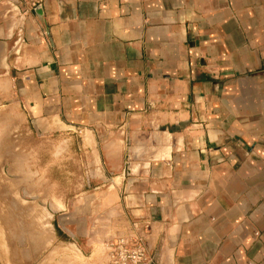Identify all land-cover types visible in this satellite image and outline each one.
<instances>
[{
    "label": "crops",
    "instance_id": "obj_1",
    "mask_svg": "<svg viewBox=\"0 0 264 264\" xmlns=\"http://www.w3.org/2000/svg\"><path fill=\"white\" fill-rule=\"evenodd\" d=\"M100 192L152 264H264V0L0 2V202L73 238Z\"/></svg>",
    "mask_w": 264,
    "mask_h": 264
},
{
    "label": "rangeland",
    "instance_id": "obj_2",
    "mask_svg": "<svg viewBox=\"0 0 264 264\" xmlns=\"http://www.w3.org/2000/svg\"><path fill=\"white\" fill-rule=\"evenodd\" d=\"M6 122H3L2 126L6 125ZM2 140L5 142L4 147L10 145L6 136ZM49 150L50 148L44 149L46 153ZM61 163L64 168L76 166L75 161L63 160ZM78 163V171L81 173L82 163ZM95 180L97 183L99 178ZM63 182L66 189L68 182ZM3 198L8 200L6 193ZM112 198L107 194L98 193L93 211L91 207H86V196L81 197L80 194L78 234L72 232L73 238L69 235L70 231L64 227L63 231L58 225H55V229L50 226L47 228V219L44 217L48 211L39 209L38 205L29 206L28 203H22L15 206L11 198L9 202H0V264H116L115 256L117 257V245L120 240L124 239L129 248H132L134 243L131 240L133 220L126 218L124 214L111 215L109 210L103 207V204ZM81 201L84 203L81 204ZM70 212L68 209L64 216H69ZM40 228L47 232L55 231L57 239L46 247L42 246L38 239ZM78 250H82L83 255L78 254Z\"/></svg>",
    "mask_w": 264,
    "mask_h": 264
},
{
    "label": "built area",
    "instance_id": "obj_3",
    "mask_svg": "<svg viewBox=\"0 0 264 264\" xmlns=\"http://www.w3.org/2000/svg\"><path fill=\"white\" fill-rule=\"evenodd\" d=\"M5 6V14L14 18V22L20 24L29 18L34 11L43 8L46 0H1ZM133 233L131 240L134 241L132 248L127 246V242L122 239L117 245L115 256L116 264H152V258L148 252L146 244V230L149 224L139 220L131 223Z\"/></svg>",
    "mask_w": 264,
    "mask_h": 264
}]
</instances>
